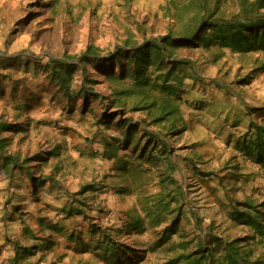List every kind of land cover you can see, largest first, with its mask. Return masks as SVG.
Listing matches in <instances>:
<instances>
[{
    "label": "rangeland",
    "instance_id": "rangeland-1",
    "mask_svg": "<svg viewBox=\"0 0 264 264\" xmlns=\"http://www.w3.org/2000/svg\"><path fill=\"white\" fill-rule=\"evenodd\" d=\"M49 1L0 0L1 54L9 58L20 56V61H24L26 56L44 59L48 55L60 56L64 51L77 53L87 43L108 50L130 33L135 39L141 40L142 36L164 34L172 23L166 15L165 0H56L54 6H50ZM236 10L235 0L220 2V12L225 16ZM211 57L210 52L200 48L182 47L173 50L171 59L184 58L190 61L189 66L181 67V70L179 66L175 67L174 74L191 73V68L200 79L185 80L188 86L178 93L182 99L179 105L182 118L175 119V134H169V122L152 124L143 110L127 112L131 122L144 120L140 122L136 135L141 133V129L153 132H148L139 140L134 149L131 146L125 148L120 143L117 145L112 140L122 139L123 125L101 124L96 130L92 113L85 112L80 116V100L74 103L70 111L64 100H59L57 96L51 101L49 93L54 89L47 85L43 74L31 62L27 63L25 70H16L11 61L4 69L0 66V72L10 73L12 79L19 77L23 81L25 92L40 94L37 102H32L30 116L33 121L27 134L5 133L12 136L11 146L30 154L47 150L55 142L61 141L58 154L50 156L40 171L33 168V175L48 176L70 193L79 190L82 187L79 184L90 185L89 190L79 195L88 200L86 214L62 218V222L56 225L61 226L65 234L54 235V251L47 253L44 258L38 252L31 257L32 262L114 264L113 257L102 253L104 242L99 248L93 246L94 243H100V239L88 238L87 223L104 229L112 242L133 246L137 256L144 255L139 264H167L180 251L179 242L185 241L187 249H194L197 233L201 235L209 230L226 237L244 238L251 232L247 226L231 220L227 212L232 207L230 198L232 201L246 202L255 209H264V167L254 164L241 149L242 143L253 134L249 124L264 125V67L253 75L250 72L249 81L242 83L241 77L258 63L264 64V55L252 52L240 56L237 52L226 50L224 56L216 61H212ZM93 77L100 79L98 73H94ZM95 87L107 93L103 83L98 82ZM44 88L47 92H39ZM7 90L0 96V118L13 122L17 110L22 109L18 108L19 99L11 101L8 98ZM130 103L131 100H128V105ZM246 107H253L254 110L250 111ZM60 110L68 114L56 115ZM93 112L99 113L100 107L95 105ZM55 117H60L58 125L61 129L49 124ZM93 131H97L96 138ZM104 142H111V151L116 150L112 158L108 156L111 155L109 150H103ZM94 147H102V150L95 151ZM143 148L146 149L144 152ZM167 154L171 166L166 164ZM195 167L211 169L216 173L211 182L216 191L198 181ZM2 174L0 170V248L5 241L4 228L10 231L9 238H14L17 227L16 220L3 221L1 215L6 183ZM217 179L221 184L216 183ZM27 184V188L23 187ZM160 189L169 193L182 191L186 204L181 210V230L164 245L153 246L157 230L165 222L152 228L148 225V218L139 211L144 223L140 228L143 229L133 230L128 225L127 231L124 212L128 210V215H133L134 209L139 208L138 201H142L139 196L154 195ZM28 190L29 182L23 179L21 187L16 189L19 198L11 202L13 206L21 203L18 206L20 209L12 217L15 218L19 210L30 211L34 206L35 202L30 200ZM180 200L177 196L170 207H175ZM73 205L76 203L66 201V206ZM236 208L242 209V206ZM24 217L27 222L31 221L29 213L24 214ZM167 218L170 219V216ZM83 231L84 243L90 245L87 249L82 250L80 244L66 240L67 233ZM47 232L44 231L45 234ZM22 243L27 241L22 240ZM251 244L253 257L264 258L262 247L254 242ZM141 246L146 248H139ZM6 251V256H0L1 264H10L7 259L9 252ZM128 255L132 256L133 253ZM123 264L128 263L123 261Z\"/></svg>",
    "mask_w": 264,
    "mask_h": 264
},
{
    "label": "trees",
    "instance_id": "trees-1",
    "mask_svg": "<svg viewBox=\"0 0 264 264\" xmlns=\"http://www.w3.org/2000/svg\"><path fill=\"white\" fill-rule=\"evenodd\" d=\"M221 1L165 0L166 15L172 23L164 34L142 36L141 40H138L130 33L112 49L104 50L98 45L87 43L77 53L71 54L64 51L60 56L48 55L44 59L39 56L35 58L26 56V60L20 61V56L9 58L0 53V66L4 69L11 61V65L15 66L16 70H25L27 63L31 62L43 74L47 85L54 89L48 92L51 101L57 96L59 100H64L70 111L74 103L80 100V116L85 112L92 113L96 130L101 124H113L117 127L123 125L122 139L119 141L112 138V140L117 145L120 143L125 148L131 146L134 149L138 146L139 140L148 135V132L152 134L153 132L141 129V133L136 135L144 120L131 122L132 120L126 115L127 112L143 110L152 124L169 122V134H175L177 133V129H174L175 119L182 118L179 109L182 99L178 93L183 92L188 86L185 80L200 79L196 71L190 67L188 68L191 73L174 74L175 67L179 66L181 70V67L189 66L190 61L184 58L171 59L173 50L182 47L200 48L211 53L212 61L223 57L226 50L232 53L237 52L240 56L252 52L264 55V0H235L237 10L228 16L220 12ZM49 2L50 6L56 4V0ZM213 48H216L215 51ZM263 67L264 64L258 63L257 66L251 68L241 77L242 83L249 81L250 72L253 75ZM94 73L100 75L99 80L93 77ZM98 82L104 84L107 93H102L95 87ZM6 88H8L7 96L11 101H15L16 98L20 100L18 108L22 111L17 110L16 119L13 122L0 118V170L4 171L3 179L6 182L1 215L3 221L16 220L17 222L14 238H9L10 231L4 228L6 235H4L5 241L1 243L0 256H6L4 252L7 250L9 252L7 259L10 264H35L31 261V257L39 252L44 258L47 253L53 252L56 244L54 235L65 234L61 226L46 222L49 216L47 211L53 212L56 207L55 211L63 210L62 213L66 215L86 214L89 207L88 200L86 201L79 195L89 190L90 185L79 184L78 186L82 187L70 193L62 184L48 176L33 175V168L40 171V167L47 162L50 156L58 154L61 141H58L60 143L55 142V145L47 150L30 154L18 147L13 148L11 146L12 136L5 133L11 132L13 135L18 133L23 136L27 134L33 121L30 116L32 102H37L40 94L37 92L33 95V93L25 92V84L19 77L12 79L10 73L0 72V96L4 95ZM39 92L47 91L44 88ZM128 100H131L129 105ZM95 105L100 107L99 113L93 112ZM246 108L250 111L254 110L253 107ZM62 113L68 114L60 110L56 115L59 116ZM21 118H24L23 121H20ZM58 122H60V117L51 120L52 126L61 129ZM249 128L253 130L252 137L242 143L241 149L254 164L264 167V125L250 123ZM96 132L93 131L95 138ZM134 134L135 141L133 140ZM103 148L113 147L111 142H104ZM93 149L98 151L99 148L94 147ZM142 150L144 152L146 149ZM110 152L111 155L108 156L112 158L116 150L113 149ZM165 159L166 164L171 166L172 162L168 154ZM121 168L124 170V167L121 166ZM194 169H196L195 174L199 178L198 181L202 182L206 188L216 191L215 186L211 185L216 173L211 169H200L199 167ZM23 179L29 182L27 192L30 200L35 204L30 211L19 210L14 218L12 215L20 209L18 206L21 203L13 206L11 202L19 198L16 189L21 187ZM218 180L216 183L221 184ZM45 184L49 190H55L53 199L57 201L64 199L63 206H56L38 197V190ZM23 187L27 188L28 184ZM176 195L181 200L174 205L175 207H170ZM139 197L142 201L136 199L140 204L139 208L134 209L135 213L129 216L126 211L124 212L129 219V227L134 230L133 222H138L140 227L144 226L139 211L148 218V225L152 228L165 222V225L157 230L158 235L153 246L164 245L173 234L181 230V210L186 204L184 193L180 190L169 193L160 189L154 195L142 194ZM68 200L76 205L63 209ZM229 200L232 202V207L227 212L228 217L238 224L247 226L251 232L244 238L226 237L209 230L201 235L197 233L194 249H187L185 241L179 242L177 245L180 251L171 257L167 264H264V258L253 257L254 249L251 244L254 242L261 246L264 252V209H255L243 201L236 202L231 198ZM238 205L242 206V209L236 208ZM27 213L31 218L28 222L24 217ZM167 216H170V219ZM140 227L139 229L142 230L143 228ZM195 227L201 230L196 225ZM126 228L128 231V223ZM46 230L48 232L45 234ZM86 230L89 239L95 237L100 239V243H94L93 246L99 248L100 244L102 245L101 242H104L102 253L113 257L114 264H123V261L128 264H139L140 260L144 259V255H136L137 251L133 246L117 241L112 242L104 229L99 226L87 223ZM81 234V232L75 234L69 232L65 236L67 241L80 244L82 250H85L90 245L84 243V237ZM107 239L109 241L106 244ZM22 240H26L27 243H22ZM129 253L133 255L130 256Z\"/></svg>",
    "mask_w": 264,
    "mask_h": 264
},
{
    "label": "crops",
    "instance_id": "crops-1",
    "mask_svg": "<svg viewBox=\"0 0 264 264\" xmlns=\"http://www.w3.org/2000/svg\"><path fill=\"white\" fill-rule=\"evenodd\" d=\"M44 121V120H43ZM51 126V122L49 123ZM102 144V143H101ZM100 146V145H99ZM102 150V147L99 148ZM112 148H104L103 150L106 151H111ZM104 152V151H103ZM4 173V171L1 169V174ZM3 175V174H2ZM38 197L41 199V200H46V201H49L51 202L52 204L56 205V206H63V200L64 199H60L58 201L54 200L53 199V194L55 193V190H49L47 187H41V189L38 190ZM68 206H66V204L64 205L63 209L67 208ZM55 209H57L56 207H54V211H50L49 213V216L47 217V220L46 222L47 223H53V224H60V222H62V218H64L66 216V213H62L63 210H59V212L55 211ZM128 213V210L126 211ZM127 219V217H126ZM45 222V223H46ZM126 224L128 223V225L130 224V222H128V219L126 220L125 222ZM59 226V225H58ZM132 226H134V229H139L140 225L139 223L137 222H133L132 223ZM78 233V232H77ZM60 235V234H59ZM82 237H84V231L83 233L81 234ZM85 238V237H84ZM85 240V239H84ZM139 248H146L145 246H141ZM144 263V262H143ZM146 263V262H145Z\"/></svg>",
    "mask_w": 264,
    "mask_h": 264
}]
</instances>
